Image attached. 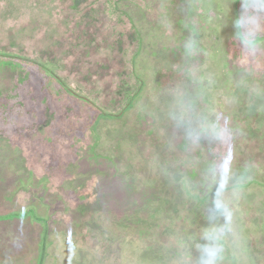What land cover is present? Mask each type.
Returning a JSON list of instances; mask_svg holds the SVG:
<instances>
[{"label":"rangeland","instance_id":"374dc122","mask_svg":"<svg viewBox=\"0 0 264 264\" xmlns=\"http://www.w3.org/2000/svg\"><path fill=\"white\" fill-rule=\"evenodd\" d=\"M258 36L264 0H0V264H201L205 245L215 264H264V166L250 183L234 168L264 131ZM182 71L210 91L188 88ZM127 90L137 96L118 114ZM194 97L188 128L213 129L216 166L207 153L181 168L169 157L180 139L164 125ZM244 110L254 132L235 144L231 116ZM211 182L217 191L197 200ZM30 207L36 220L2 217Z\"/></svg>","mask_w":264,"mask_h":264},{"label":"trees","instance_id":"16d2710c","mask_svg":"<svg viewBox=\"0 0 264 264\" xmlns=\"http://www.w3.org/2000/svg\"><path fill=\"white\" fill-rule=\"evenodd\" d=\"M80 0H75V3L77 4V2H79ZM237 34L239 36L240 39H244V32L242 31V28L237 29ZM258 40H264V37L262 36H258V37H254V39L252 41L257 42ZM173 52H175L176 54H178L179 59H183L186 58L187 56H190V51L188 49V47H177L176 49H173ZM185 61V60H184ZM185 64V62L183 63ZM183 64H178V69H180L182 67ZM41 68L45 69L47 72H49L52 77L54 79H56L62 86V88L68 92L69 94H71L72 96L84 101L85 103L89 104L91 107H94L97 111H98V116H111L114 115V113L107 111L103 106H100V104L95 103L92 99H90L88 96L82 95L76 91H74L73 89H71L66 83H64L55 73L52 72V70L49 67H46L44 65H41ZM183 72V71H182ZM183 73L186 74V76L183 77L184 79V83L186 84V86L188 88H194V89H198L200 92L203 93H207L210 91L209 87L206 85L208 84L206 81L204 80H199L196 77H191V75H187V72L184 71ZM182 73V74H183ZM102 75H99V77H101ZM125 89V88H124ZM121 88V90H124ZM137 93L135 91H126L124 93V99L122 100V106L120 108V110L117 112L118 114H121L122 112H124V110H126L128 107H130V105L132 104V101L134 99ZM200 104V101L198 100V98H191L188 103H187V115L185 119H180L178 121H172L170 123H167L166 125H164V128L168 129V130H173L174 132H176L177 134V139H180L179 143H178V150H171L170 151V159L173 160L175 162H177V166H179L181 168V159L183 157L187 158L189 157L192 153H194L195 155L201 154V153H207L208 157H207V163L206 165H211L213 166L215 164V166L222 162L223 158L225 156H223V154L221 153L220 150L216 151V153L214 152V146L216 144L213 143L212 140H214L212 138L213 136V132L210 126H208L205 121H201L200 123H198L196 126H194L193 128H188L189 127V122L190 120L193 119V117L195 116V112L196 109L198 108ZM251 110V109H250ZM250 110H244L243 112L239 113L237 115H235V117L231 116V121L230 123L234 124V126L238 127L240 126V130L243 134H240L233 143L238 144L239 141L245 136V134H248L249 132L252 133L254 132V128H252L251 123L249 122L248 118L250 117L251 113ZM247 114H246V113ZM147 123V121H146ZM242 123V125H241ZM142 125V124H141ZM147 127H150L151 129H147L148 131H153V127L155 126L154 123H147L146 125ZM146 129L145 131L148 132ZM258 132H260V136H259V140H254V137H250L246 143H245V148L242 147H238L237 149V154L238 157L236 156V160H235V165L234 168L235 170H237V177L239 178H244L246 180H248V183L252 182V180H249L247 177L249 175V170L252 168H263L264 166V161L260 160V156L262 154H264V131L261 132L260 130H258ZM156 132H154V136L152 137V142H158V138H156ZM256 134V132H255ZM153 135V134H152ZM261 143V144H260ZM221 145V142H220ZM194 172V170H192ZM184 184V183H183ZM207 184L205 188H201V189H196V198L199 201L205 200L208 197H210L212 194H214L217 189H218V185L214 182L211 183H205ZM264 184V183H263ZM186 185V184H184ZM185 188H188L185 186ZM189 190V189H188ZM27 214L28 217L32 220H36V215H35V211L33 209V207H30V209L26 210L24 213H11L9 215L6 216H2L3 219H11L13 217L19 216V215H25ZM0 219H2L0 217ZM42 238H41V244H40V248L41 251L44 252V250H46V243H45V238H46V234L47 231L49 230L48 225L46 220L44 219V223L42 224ZM136 231L138 234H141V229L140 227L136 226ZM41 264V262L39 263ZM232 264H235V261H233Z\"/></svg>","mask_w":264,"mask_h":264},{"label":"clouds","instance_id":"9594fccd","mask_svg":"<svg viewBox=\"0 0 264 264\" xmlns=\"http://www.w3.org/2000/svg\"><path fill=\"white\" fill-rule=\"evenodd\" d=\"M233 158H235L234 155H233ZM204 238L207 241H212V239L210 238L208 233L205 234ZM202 251H203V253H205L207 255V259L202 260L201 264H215L216 254L218 252V249H215V248L211 247L210 245H205L202 248Z\"/></svg>","mask_w":264,"mask_h":264}]
</instances>
